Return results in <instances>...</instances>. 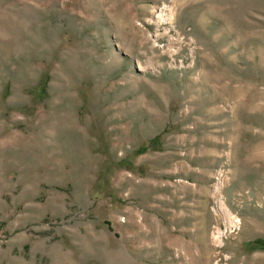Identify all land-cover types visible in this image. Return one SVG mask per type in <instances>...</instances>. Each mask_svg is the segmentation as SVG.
<instances>
[{"label": "rangeland", "instance_id": "374dc122", "mask_svg": "<svg viewBox=\"0 0 264 264\" xmlns=\"http://www.w3.org/2000/svg\"><path fill=\"white\" fill-rule=\"evenodd\" d=\"M0 264H264V0H0Z\"/></svg>", "mask_w": 264, "mask_h": 264}]
</instances>
